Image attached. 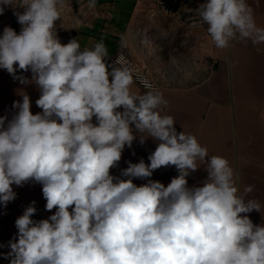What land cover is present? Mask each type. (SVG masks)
<instances>
[{"label": "clouds", "instance_id": "9594fccd", "mask_svg": "<svg viewBox=\"0 0 264 264\" xmlns=\"http://www.w3.org/2000/svg\"><path fill=\"white\" fill-rule=\"evenodd\" d=\"M5 6L24 12L14 11L19 34L5 27L0 36V69L14 77L31 71V80L19 79L37 85L42 112L33 114L23 94L10 120L0 116V204L16 198L13 185L35 181L46 210L56 209L35 221L33 201L16 219L10 264H264V225L247 215L261 212L258 201L245 199L254 186L238 194L230 162L177 132L174 117L161 114L163 93L133 94V71L109 64L103 41L91 49L77 38L62 44L55 22L63 0H0V15ZM196 13L193 26L206 24L216 48L236 39L264 44L247 0H206ZM132 126L141 144H158L150 163L129 162L121 179L110 170L136 139ZM168 166L178 175L167 186L148 179ZM201 166L207 178L189 187L187 177ZM133 178L148 182L137 186Z\"/></svg>", "mask_w": 264, "mask_h": 264}, {"label": "crops", "instance_id": "0c3cea01", "mask_svg": "<svg viewBox=\"0 0 264 264\" xmlns=\"http://www.w3.org/2000/svg\"><path fill=\"white\" fill-rule=\"evenodd\" d=\"M67 1L63 0L61 19L55 22L60 42L67 44L77 38L81 49H91L103 41L108 49V63L116 66L115 55L120 51L128 54L125 47L129 46L126 43L135 0H96L94 8L88 6L89 0L76 3L79 5L70 26ZM247 3L253 9L257 26L264 28V0H247ZM14 11L23 13L24 8L4 7L0 15V36L5 27L13 28L17 34L21 31L22 25ZM208 37L211 60L208 72L189 85L158 90L168 102L161 106V114L174 117L177 132L196 136L208 149L209 156H221L230 162L237 176L238 194H242L246 186H254L245 199L258 201L261 212L253 210L247 215L254 224L264 225V44L254 45L251 40L236 39L229 47L219 49L209 34ZM20 77L31 80L32 73L18 69L14 77L0 69V116H7L9 120L17 111L12 107L13 102H22L23 94L30 97L33 114L42 112L36 105L41 94L39 88L35 83H21ZM147 91L135 81L131 85L133 94ZM134 134L136 139L132 146L124 148L118 166L110 170L114 177L127 179L121 173L129 162L138 163L143 159L146 164L150 163L148 156L155 151L158 141L148 138L141 144L135 129ZM177 175L175 166H168L155 170L148 179L167 186ZM206 178L207 172L201 166L187 177L188 186H201ZM148 179L133 178V183L140 186ZM12 187L16 198L6 207L0 204V264H10L9 242L18 239L15 221L33 201L37 210L32 217L35 221L47 219L56 211L46 210L41 184L29 181L23 186Z\"/></svg>", "mask_w": 264, "mask_h": 264}, {"label": "rangeland", "instance_id": "374dc122", "mask_svg": "<svg viewBox=\"0 0 264 264\" xmlns=\"http://www.w3.org/2000/svg\"><path fill=\"white\" fill-rule=\"evenodd\" d=\"M65 3L67 5V18L70 26L72 20L75 18V8L79 4L72 5L71 0ZM176 28V24L167 22L160 29L161 35L165 39L160 48L159 62L155 58H152L144 63L130 44L126 43L130 47H125V51L133 60L150 70L153 77L166 87H180L198 81L206 75L211 64L209 58L210 42L206 28L204 26L189 30ZM191 37H195V47L190 44Z\"/></svg>", "mask_w": 264, "mask_h": 264}, {"label": "built area", "instance_id": "2783aa9c", "mask_svg": "<svg viewBox=\"0 0 264 264\" xmlns=\"http://www.w3.org/2000/svg\"><path fill=\"white\" fill-rule=\"evenodd\" d=\"M71 1L72 4H76L82 3L85 0ZM202 3H205L204 0H135L131 22L135 23V29L140 28L138 33L141 36L148 35L152 39V30L144 26L150 20H153L160 29L167 22L176 24V27L180 28V30L201 27L198 25L193 26L192 22L198 19L196 10ZM203 26L207 28L206 24ZM113 61L117 67L121 66V64L116 63L117 61H121L124 65L128 66L133 71L134 81L146 90L156 92L166 87L153 77L150 70L142 67L140 63L133 60L130 55L123 51L118 52ZM93 123H96L95 118Z\"/></svg>", "mask_w": 264, "mask_h": 264}, {"label": "bare ground", "instance_id": "6f19581e", "mask_svg": "<svg viewBox=\"0 0 264 264\" xmlns=\"http://www.w3.org/2000/svg\"><path fill=\"white\" fill-rule=\"evenodd\" d=\"M134 24L135 23L132 21L127 36V43L133 47L137 55L144 61V63L151 60L152 58H155L157 61L160 60V48L162 47L163 41L165 39V37L161 35L160 27L156 25L153 20H150V22L144 25L147 29L152 30L153 33V39L152 37L145 35L152 41L151 44H145V36H141L138 33L140 28L135 29ZM190 40L191 46L195 47V37H191Z\"/></svg>", "mask_w": 264, "mask_h": 264}]
</instances>
